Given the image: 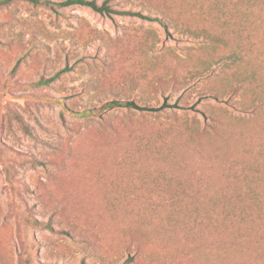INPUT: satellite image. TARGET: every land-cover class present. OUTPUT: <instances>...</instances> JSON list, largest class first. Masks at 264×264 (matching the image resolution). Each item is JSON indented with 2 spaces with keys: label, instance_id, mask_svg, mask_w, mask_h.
I'll return each instance as SVG.
<instances>
[{
  "label": "rangeland",
  "instance_id": "374dc122",
  "mask_svg": "<svg viewBox=\"0 0 264 264\" xmlns=\"http://www.w3.org/2000/svg\"><path fill=\"white\" fill-rule=\"evenodd\" d=\"M89 1L0 5V264H264V0Z\"/></svg>",
  "mask_w": 264,
  "mask_h": 264
},
{
  "label": "trees",
  "instance_id": "16d2710c",
  "mask_svg": "<svg viewBox=\"0 0 264 264\" xmlns=\"http://www.w3.org/2000/svg\"><path fill=\"white\" fill-rule=\"evenodd\" d=\"M15 1H23L28 2L33 5H43L49 8L54 9L55 7H68L72 5H78V6H85L92 9L94 12L99 13L101 15L103 14H109L110 9L104 4V5H97L94 1L89 0H64L61 2H52L51 0H1L0 5H6L11 2ZM52 79L49 80H39L36 82L35 85H44L46 83L51 82ZM103 109H113V108H136V105L130 101H111L107 102L104 106H102ZM92 111H85L82 113V115H89Z\"/></svg>",
  "mask_w": 264,
  "mask_h": 264
}]
</instances>
